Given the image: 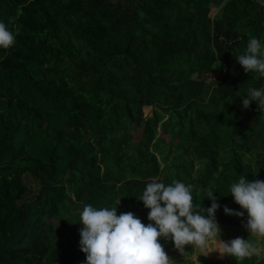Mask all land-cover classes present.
<instances>
[{
    "label": "trees",
    "instance_id": "obj_1",
    "mask_svg": "<svg viewBox=\"0 0 264 264\" xmlns=\"http://www.w3.org/2000/svg\"><path fill=\"white\" fill-rule=\"evenodd\" d=\"M0 22L15 35L0 48V264L85 262L83 206L147 224L153 180L191 185L205 210L214 192L221 239L264 246L246 212L224 213L241 211L231 183L264 181V112L241 105L264 77L236 62L264 42V2L0 0Z\"/></svg>",
    "mask_w": 264,
    "mask_h": 264
},
{
    "label": "clouds",
    "instance_id": "obj_2",
    "mask_svg": "<svg viewBox=\"0 0 264 264\" xmlns=\"http://www.w3.org/2000/svg\"><path fill=\"white\" fill-rule=\"evenodd\" d=\"M14 43L15 35L0 22V48L7 49ZM236 62L246 74L255 72L264 77V42L250 38L246 52ZM252 102L257 103L258 111L264 112V86L249 88L241 105L247 109ZM192 191L191 185L176 180L168 185L155 180L147 183L139 198L148 210L147 224L132 212L117 215V207L84 205L79 217L82 226L79 245L86 257L84 264H175L160 240L171 241L180 254L185 246H190L204 256L217 252L221 257H231L236 264L264 257V246L250 239L237 237L223 241L215 219L220 205L214 192L207 193L212 203L205 210L201 205H194ZM229 195L241 211L233 212L225 207V215L243 217L246 212L245 229L250 236L264 238V181L249 182L241 175L237 182L230 184ZM210 247L212 250L208 251Z\"/></svg>",
    "mask_w": 264,
    "mask_h": 264
},
{
    "label": "rangeland",
    "instance_id": "obj_3",
    "mask_svg": "<svg viewBox=\"0 0 264 264\" xmlns=\"http://www.w3.org/2000/svg\"><path fill=\"white\" fill-rule=\"evenodd\" d=\"M258 1L259 2H264V0H258ZM213 79H214V75H212V76H210L208 78V82H211ZM198 168H199V165L196 164L195 165V170H197ZM196 174H197V172L195 171L194 175H193V178L197 177ZM159 242L164 246V249L167 252V254L169 255V257L172 260L175 261V264H181V263L187 264V262H186L187 260L185 261V259H186L185 258L186 257V253H185L186 249H188V250L192 249L191 252L188 251V253H191V254H188L191 257L190 260H195L196 261V258H197V261H199L201 255H202L198 249L192 248L190 246H188L187 248L185 247L184 252L180 254L178 251H176L174 249L171 241L160 240ZM212 247H214V246H212ZM212 247H210L208 251H211ZM61 264H63V263H61ZM75 264H84V262L80 260V261H77Z\"/></svg>",
    "mask_w": 264,
    "mask_h": 264
}]
</instances>
